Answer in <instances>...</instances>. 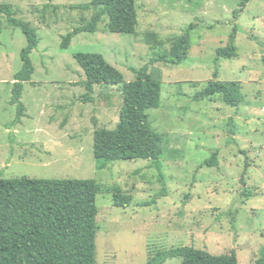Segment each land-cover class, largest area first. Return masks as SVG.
<instances>
[{"label":"rangeland","instance_id":"obj_1","mask_svg":"<svg viewBox=\"0 0 264 264\" xmlns=\"http://www.w3.org/2000/svg\"><path fill=\"white\" fill-rule=\"evenodd\" d=\"M91 1L0 0L41 39L31 56L36 72L23 92L26 118L14 124L12 90L28 40L0 14V174L7 180L94 179L98 264H147L158 252L180 247L215 256L235 251L239 264H258L264 256V0H252L239 17L234 13L243 0H136L134 35L110 33L105 16L96 34H81L62 49L63 37L97 14L79 9ZM235 27L238 56L217 61ZM148 34L163 45L151 48ZM186 34L188 60L149 69L162 84V106L148 112L160 136L161 168L152 160H97L95 132L116 130L123 97L118 86L97 85L94 102L85 103L86 76L74 55L101 54L133 82V68L171 53ZM215 80L238 83L237 109L221 96L195 99ZM216 151L218 168L202 167ZM163 183L166 197L159 196ZM115 194L131 195V206L116 207Z\"/></svg>","mask_w":264,"mask_h":264},{"label":"trees","instance_id":"obj_2","mask_svg":"<svg viewBox=\"0 0 264 264\" xmlns=\"http://www.w3.org/2000/svg\"><path fill=\"white\" fill-rule=\"evenodd\" d=\"M251 1L243 0L240 9L234 13L235 17H239ZM79 9L96 10L97 14L89 24L63 37L61 46L64 50L70 48L77 36L96 34L105 16L109 18L108 31L112 34L134 35L139 25L136 0H92L89 5ZM0 14L7 16L8 24L20 29L28 40L27 47L21 53L23 67L16 74L11 100V104L18 108L14 124H20L26 118V107L22 102L24 87L26 83H32L36 72L31 56L39 49L41 39L36 28L15 17L11 6L0 3ZM2 31L0 21V36ZM238 33V27H235L229 39V50H218L217 61L238 56L235 47ZM146 37L151 48L163 45L157 34H148ZM190 50L191 40L186 34L175 41L171 53L152 58L150 64L140 70L133 68L136 74L133 82H126L123 74L101 54L74 55L86 76V80L81 83L88 94L85 103L94 102L91 95L97 85L107 89L118 86L123 97L116 130L101 129L95 132L94 156L97 160L104 161V164L122 160H152L161 168L160 136L153 128L148 112L161 108L162 84L153 78L149 69L158 63L180 65L188 60ZM214 76L217 79L218 73ZM215 96H221L228 106L238 107L240 98L233 85L217 80L208 83L195 99ZM205 166L218 168V151L202 167ZM98 194L99 187L94 179L7 180L0 174V264H98ZM167 195L163 183L159 196ZM132 201L131 195H114L116 207L127 208ZM150 205L145 203L142 206ZM176 258H181L183 264H239L235 251L215 256L193 247L158 252L147 264H166ZM257 263L264 264V256Z\"/></svg>","mask_w":264,"mask_h":264},{"label":"crops","instance_id":"obj_3","mask_svg":"<svg viewBox=\"0 0 264 264\" xmlns=\"http://www.w3.org/2000/svg\"><path fill=\"white\" fill-rule=\"evenodd\" d=\"M220 82V81H219ZM233 85V87H234V89L237 91V93H238V83L237 84H232ZM200 100V99H199ZM162 106V105H161ZM234 109H237V108H234Z\"/></svg>","mask_w":264,"mask_h":264}]
</instances>
